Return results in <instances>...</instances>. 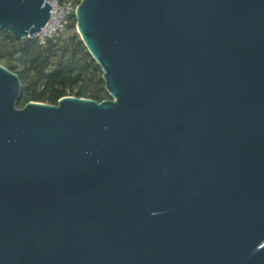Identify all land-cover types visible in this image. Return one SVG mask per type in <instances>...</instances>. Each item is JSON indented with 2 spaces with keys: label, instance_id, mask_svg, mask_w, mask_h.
<instances>
[{
  "label": "water",
  "instance_id": "95a60500",
  "mask_svg": "<svg viewBox=\"0 0 264 264\" xmlns=\"http://www.w3.org/2000/svg\"><path fill=\"white\" fill-rule=\"evenodd\" d=\"M44 0H0L32 38ZM111 99L17 107L0 65V264H264V0H82Z\"/></svg>",
  "mask_w": 264,
  "mask_h": 264
},
{
  "label": "trees",
  "instance_id": "16d2710c",
  "mask_svg": "<svg viewBox=\"0 0 264 264\" xmlns=\"http://www.w3.org/2000/svg\"><path fill=\"white\" fill-rule=\"evenodd\" d=\"M82 0H61L77 7ZM73 12L64 34L45 46L36 37L17 39L0 29V65L15 73L21 84L17 107L29 102L57 105L66 96L102 102L111 97L102 68L93 59L76 30Z\"/></svg>",
  "mask_w": 264,
  "mask_h": 264
},
{
  "label": "built area",
  "instance_id": "2783aa9c",
  "mask_svg": "<svg viewBox=\"0 0 264 264\" xmlns=\"http://www.w3.org/2000/svg\"><path fill=\"white\" fill-rule=\"evenodd\" d=\"M51 6L48 22L34 37L38 43L45 46L49 40H55L64 34L69 18L76 7L71 2L61 3V0H44Z\"/></svg>",
  "mask_w": 264,
  "mask_h": 264
},
{
  "label": "bare ground",
  "instance_id": "6f19581e",
  "mask_svg": "<svg viewBox=\"0 0 264 264\" xmlns=\"http://www.w3.org/2000/svg\"><path fill=\"white\" fill-rule=\"evenodd\" d=\"M44 4H45V1H44ZM49 5V4H48Z\"/></svg>",
  "mask_w": 264,
  "mask_h": 264
}]
</instances>
